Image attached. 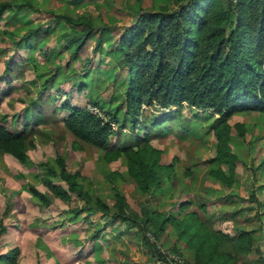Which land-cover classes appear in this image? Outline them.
Segmentation results:
<instances>
[{
  "label": "trees",
  "instance_id": "trees-1",
  "mask_svg": "<svg viewBox=\"0 0 264 264\" xmlns=\"http://www.w3.org/2000/svg\"><path fill=\"white\" fill-rule=\"evenodd\" d=\"M55 1L0 0V20L15 25L5 33L13 36L14 49L28 51L26 60L35 74L23 85L6 78L0 100L25 89L31 104L40 110L37 123L48 124L49 118L39 115L47 110L73 135L74 149L96 150L99 162L124 157L127 171L110 175L129 176L153 199L164 197L171 189L178 158L174 156L166 162L164 150L151 140L178 129L186 131V126L178 122L186 117L181 107L207 111L215 120L206 133L216 138L215 155L208 159L209 177L228 188L233 186L239 155L232 144L237 137H245L248 122H233L232 118L251 113L264 117V0H133L135 7L129 4V12L122 6L123 0H66L64 11L45 9L46 4L55 5ZM34 10L44 11L41 13H46L47 22L31 17ZM128 15L134 18L132 24L117 30L116 21ZM95 16L105 22L96 23ZM52 36L56 44L48 50L45 45ZM89 46L90 51L84 53ZM36 51L42 54L43 61L36 57ZM91 54L104 59L93 63ZM20 67L19 62L8 63L3 73L19 74ZM0 78L5 79L2 75ZM65 82L77 90H86L88 103L99 107L108 120L87 105L73 104L69 97L56 103L59 97L51 92L46 98L32 96L33 87L39 94L50 89L61 94ZM102 91H108L107 96L102 97ZM18 99L24 101L21 96ZM61 110L68 111L64 118L58 115ZM7 121L8 115L0 113V154H10L21 164H32L29 150L35 148V139L40 137L44 142V138L51 139L56 133L55 126L46 130L30 128L29 122L21 129H12ZM109 121L116 122L118 129L112 128ZM126 128L132 140L122 143L121 136L113 142V135ZM38 165L48 190L33 184L29 189L42 204H50L53 195L73 204L77 196L83 204L73 206V214L87 208L107 217L92 237L117 220L129 227L150 228L157 238L171 226L176 235L171 249L182 254L181 248L185 247L193 250V255L190 260L169 262L153 245L163 263L264 264V201L258 195L264 184L254 182L258 171L264 174V161L252 168L255 178L244 198L249 203L232 212L235 217L244 212L246 222L251 220L253 224L233 231L215 228L196 208L188 209V200L172 202L177 213L151 210L147 205L139 213L112 182L115 194L111 205L100 194L84 188L79 182L83 179L80 171L70 170L63 154ZM56 174L58 182L52 177ZM183 175L187 178L193 171L185 169ZM206 204L202 203L203 209ZM5 230L1 221L0 234ZM18 253V247L0 253V264H18Z\"/></svg>",
  "mask_w": 264,
  "mask_h": 264
},
{
  "label": "rangeland",
  "instance_id": "rangeland-1",
  "mask_svg": "<svg viewBox=\"0 0 264 264\" xmlns=\"http://www.w3.org/2000/svg\"><path fill=\"white\" fill-rule=\"evenodd\" d=\"M64 2L66 3V0H56L55 5L53 3L46 4L45 9L64 11ZM170 2L172 4V1ZM132 3L133 0H123L122 6L124 5L129 12L131 8L129 4L135 7ZM41 12L44 11L34 10L31 12V17L47 22L45 20L46 13ZM94 19L96 23L105 22L101 16H95ZM133 19L131 15H128L127 18L116 21L115 28L118 30V27L122 25H131ZM14 27L15 25L12 23L0 20V50H4L0 53V75L5 77V79L0 78V88L7 86L6 78L9 76L3 72L8 63L15 61L21 65L20 76L14 78L13 83L19 84L22 81L21 78L33 77L32 69L26 60L28 51L14 49L13 36L8 35V32L5 33V29L11 30ZM55 44V36H52L45 47L50 50ZM90 49L91 46L87 47L84 53L89 52ZM35 55L40 61L44 60L38 51ZM89 58L93 60V63L104 59L99 54L96 56L91 54ZM106 60H109V57H106ZM61 87L66 91H71L70 99L77 105L88 103L86 91H76L74 86L69 83L63 84ZM47 93V91L43 92V96L45 97ZM107 94L108 91L101 93L102 97ZM13 96L17 97V93H14ZM62 98H64L63 93L59 99ZM7 101L8 97L0 103V113L9 116L6 124L10 128L21 129L24 121L20 119V116L25 104L16 101L12 107L7 105ZM181 110L186 112V117L180 118L178 122L186 126V131L178 129L166 137L151 140L153 145L164 150L166 162L172 161L174 156L178 158L176 177L171 184L174 189L168 188L166 195L159 199H153L144 194L129 176L110 175L114 171L120 173L127 171L124 157H121L122 161L112 168L105 160L96 161V163L94 160V164L91 161L87 162L90 160L85 158L88 157L87 154L67 145L69 135L72 139L73 135L61 125L56 126L53 139L44 138L46 144L40 138L35 139L36 144L31 152L32 164L30 165L21 164L10 154H0V222L2 221L6 226L5 232L0 234V253L18 247V264H166L154 251L153 245H156L169 262H175L174 257L177 255L182 260L192 258L193 250H186L185 247H182V254H180L171 249L176 239L175 230L171 226L157 238L150 228L129 227L124 222L117 220L114 224L106 226L98 236L92 237L95 229L101 227L107 217L87 208H84L79 214H73L72 207L77 205L81 207L83 204L77 196L73 197V204L54 195L50 204H42L32 194L29 186L33 184L42 191L48 190L43 183V172L38 163L54 161L60 153L59 151H64L63 155L70 170L80 171L83 179H80L79 182L84 188L91 193L100 194L111 205L114 202L115 194L112 190L113 184L126 196L131 207L139 213L145 205L151 210H164L167 214L177 213L178 210L172 202L188 200L191 203L188 209L196 208L202 217L213 222L215 228L222 226L233 231V228L238 226L252 225L251 220L246 222L244 212L236 217L232 212L242 209L249 203L244 198L248 196L247 193L252 187L251 180L255 178L252 168L264 161V117L252 113L233 116V122H248V131L244 138L237 137L232 144L233 151L239 155V162L233 186L228 188L217 180L214 181L208 173V168L211 165L208 159L215 155L216 138L206 132L212 127L215 119L207 111L193 107L190 110L181 107ZM101 112L105 116L103 111ZM14 113L18 117L12 121ZM59 114L62 116L64 112L60 111ZM114 128L118 129L117 126ZM126 130L129 134L130 130L128 128ZM66 132L68 134H65ZM127 133L123 131L121 134L113 135V142L122 136V143H129L131 138L129 139ZM88 153L91 155L98 152L94 149L92 151L91 148ZM185 169L192 170L193 175H188L186 178L183 175ZM257 176L259 177L257 181H254L255 184H264V174L258 171ZM52 177L58 182V174L52 175ZM62 183L67 187L64 181ZM258 195L264 201V189ZM204 202L207 204L203 209L202 203ZM227 219L229 220L224 222Z\"/></svg>",
  "mask_w": 264,
  "mask_h": 264
},
{
  "label": "crops",
  "instance_id": "crops-1",
  "mask_svg": "<svg viewBox=\"0 0 264 264\" xmlns=\"http://www.w3.org/2000/svg\"><path fill=\"white\" fill-rule=\"evenodd\" d=\"M30 66V65H29ZM30 68H31V66H30ZM32 69V72H33V68H31ZM1 76V75H0ZM9 76V80H10V82L11 83H13L12 82V80L14 79V78H18L19 76H20V70H19V74H17V73H12V75H8ZM35 76V74H34V72H33V77ZM32 77V78H33ZM32 78H29V79H32ZM22 79V81H21V83H19V84H16V85H23L24 84V82L26 81V80H29L28 78H21ZM42 81L41 80H39L38 81V84H40ZM66 83H69V84H71L70 82H65L64 84H66ZM13 84H15V83H13ZM71 86H73V85H71ZM75 88V87H74ZM75 90L76 91H80V90H77L76 88H75ZM45 91H47V92H51V93H53V95H55V96H57V97H59L60 98V95L63 93L64 94V98H62L61 100L60 99H58V100H56L55 102L56 103H59L60 101H62V100H64V99H66L67 97H69V100L71 101V99H70V95H71V91H66V90H64V88H62V92H61V94H59V92H56V89H50V90H44L43 92H45ZM82 91H86V90H82ZM43 92L41 93V94H39L38 92H37V90L33 87L32 88V96L34 97V98H40V96L42 95L43 96ZM69 92V95L67 96V93ZM17 93V98L16 97H14L13 95L14 94H12L11 96H4L1 100H0V103L4 100V98H6V97H8V101H7V105H11L12 107L16 104V101H20V102H22V103H24L25 105H24V107H23V111H22V114H21V116H20V119H22L23 121H24V124H26L27 122H29V127L31 128V127H40V128H42L43 130H46V129H49L51 126H57V125H61V127L62 128H64V125H63V122L61 123V122H58L57 123V121H56V119H55V116L54 115H50V114H47L48 112H47V110H45V112H43L42 111V113H40L39 115H42V116H46L47 118H49V122H48V124H46V123H37V120H36V118H37V112L38 111H40V110H37L36 111V109H35V107H34V105L33 104H31V101H30V99H29V96L26 94V91H25V89H23V92H21L20 94L18 93V92H16ZM19 96H21L23 99H24V101H21V100H19L18 98H19ZM30 96H31V94H30ZM46 96H47V94H46ZM46 96L44 97L43 96V98H46ZM86 97H87V91H86ZM12 99V100H11ZM88 100V99H87ZM72 102V101H71ZM73 104H75V105H77V103H74V102H72ZM85 105H87V106H89V105H91V104H89V103H86ZM78 106H84V105H78ZM62 112H64V114L61 116L60 114H59V112H58V115L60 116V118H64L66 115H67V113H68V111H66V110H61ZM32 114V115H31ZM7 115V114H6ZM14 115H17V114H15L14 113ZM14 115H13V117L12 118H14ZM9 117V116H8ZM18 117V116H17ZM16 117V118H17ZM59 118V117H58ZM13 120V119H12ZM36 121V122H35ZM67 131V130H66ZM125 132H128V130H124ZM65 134H68V132H66ZM40 138V137H39ZM54 137H52L51 139H53ZM41 139V138H40ZM51 139H49V140H51ZM156 139V138H155ZM155 139H153V140H155ZM73 139H72V137L69 135V140H68V143H67V145H69V146H72V145H70V143H72L71 141H72ZM49 143V142H48ZM44 144H46L45 143V141H44ZM44 144H42V145H44ZM155 146V145H154ZM88 150L89 149H87V148H84V150H82L85 154H87V156L88 157H85L86 159H90V160H88L87 162H89V161H91V162H93V164H94V160H95V163H96V161H99V155H98V153H95V154H91V155H88L89 153H88ZM93 151V150H92ZM31 152H32V149L31 150H29V154H30V156H31ZM60 153H58V154H63V152L64 151H59ZM32 157V156H31ZM120 161H122L121 160V158H119V159H116V160H113V161H110L109 162V166L112 168L113 166H116L118 163H120Z\"/></svg>",
  "mask_w": 264,
  "mask_h": 264
},
{
  "label": "built area",
  "instance_id": "built-area-1",
  "mask_svg": "<svg viewBox=\"0 0 264 264\" xmlns=\"http://www.w3.org/2000/svg\"><path fill=\"white\" fill-rule=\"evenodd\" d=\"M88 108H89L93 113L98 114V115H99L101 118H103L104 120H108V118H106V116H104V115L102 114V112H101L96 106L89 105ZM109 123H110V125L112 126V128H114V127L117 126L116 122H114V121H109ZM114 129H115V128H114ZM174 259H175V262H176V261H177V262H181V261H182V259H181L180 256H178V255L175 256Z\"/></svg>",
  "mask_w": 264,
  "mask_h": 264
}]
</instances>
